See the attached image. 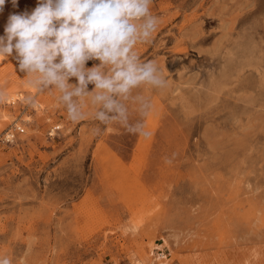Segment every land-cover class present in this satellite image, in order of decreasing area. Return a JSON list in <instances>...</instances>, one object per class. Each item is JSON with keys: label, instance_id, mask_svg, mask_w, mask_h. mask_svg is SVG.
Segmentation results:
<instances>
[{"label": "rangeland", "instance_id": "1", "mask_svg": "<svg viewBox=\"0 0 264 264\" xmlns=\"http://www.w3.org/2000/svg\"><path fill=\"white\" fill-rule=\"evenodd\" d=\"M36 4L6 0L0 35ZM151 12L159 25L132 54L166 87L109 94L123 120H99L119 114L93 84H30L39 73L0 57V256L13 264H144L152 246L165 264H264V0H152ZM139 122L145 135L127 131Z\"/></svg>", "mask_w": 264, "mask_h": 264}, {"label": "clouds", "instance_id": "2", "mask_svg": "<svg viewBox=\"0 0 264 264\" xmlns=\"http://www.w3.org/2000/svg\"><path fill=\"white\" fill-rule=\"evenodd\" d=\"M5 2L0 0V12ZM11 3L17 6V0ZM151 5L152 0H37L31 12L9 15L4 35H0V57L15 52L20 72L39 73L30 84H55L65 90L72 86L69 80L75 78L76 95L93 84L95 90H104L95 100L103 101L108 112L119 114L109 118L99 112V120H123L124 110L109 94H125L142 82L158 89L166 87L154 61L141 63V58L132 54L137 42H148L159 25ZM93 60L99 64L87 66ZM109 65L111 74H103L102 68ZM72 94L68 92L64 100ZM68 116L80 120L71 105ZM126 129L146 134L141 122ZM0 264L13 261L4 255Z\"/></svg>", "mask_w": 264, "mask_h": 264}, {"label": "bare ground", "instance_id": "3", "mask_svg": "<svg viewBox=\"0 0 264 264\" xmlns=\"http://www.w3.org/2000/svg\"><path fill=\"white\" fill-rule=\"evenodd\" d=\"M139 223H140L139 220H132L131 223L128 226V230H130L132 232H135L137 230L138 226H139ZM166 247H167V244L162 242V249H163V251H164V249L167 250ZM149 248H151L149 250V252L148 253H144V255L142 257V259H143L142 261H143L144 264H165L166 263V261H165L166 255L163 252L156 253L154 251V249H155L154 246L149 247Z\"/></svg>", "mask_w": 264, "mask_h": 264}, {"label": "built area", "instance_id": "4", "mask_svg": "<svg viewBox=\"0 0 264 264\" xmlns=\"http://www.w3.org/2000/svg\"><path fill=\"white\" fill-rule=\"evenodd\" d=\"M23 133L24 129L22 127H14L12 130H9L5 133L4 140L5 142H13L16 135Z\"/></svg>", "mask_w": 264, "mask_h": 264}]
</instances>
